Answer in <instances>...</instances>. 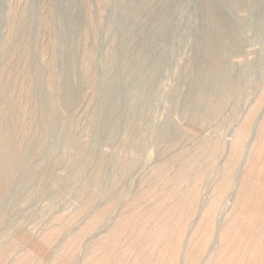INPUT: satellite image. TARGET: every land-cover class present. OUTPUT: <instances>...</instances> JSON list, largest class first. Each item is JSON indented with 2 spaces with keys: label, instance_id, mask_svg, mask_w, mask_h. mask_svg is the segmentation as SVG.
Instances as JSON below:
<instances>
[{
  "label": "rangeland",
  "instance_id": "obj_1",
  "mask_svg": "<svg viewBox=\"0 0 264 264\" xmlns=\"http://www.w3.org/2000/svg\"><path fill=\"white\" fill-rule=\"evenodd\" d=\"M262 138L264 0H0V264H264Z\"/></svg>",
  "mask_w": 264,
  "mask_h": 264
},
{
  "label": "bare ground",
  "instance_id": "obj_2",
  "mask_svg": "<svg viewBox=\"0 0 264 264\" xmlns=\"http://www.w3.org/2000/svg\"><path fill=\"white\" fill-rule=\"evenodd\" d=\"M256 2V1H255ZM216 4V3H215ZM252 5V4H251ZM211 6H213V4L211 5ZM215 6V5H214ZM219 6V5H218ZM216 7V6H215ZM218 8V7H217ZM253 8V7H252ZM221 9V8H220ZM242 9V8H241ZM218 11V10H217ZM219 18V17H218ZM225 18V17H224ZM229 22H230V20H229ZM231 23V22H230ZM241 40V39H240ZM156 102V101H155ZM249 121V120H248ZM18 125V124H17ZM249 125V124H248ZM262 139H264V138H262ZM261 146V145H260ZM258 154V153H257ZM14 167H11L10 168V171L9 172H7V174H6V176H7V178L8 177H10V175L13 173V169ZM4 170V169H3ZM249 172V171H248ZM253 178H254V175H253ZM8 184V181H7V179H5L4 178V180H1L0 181V193H2L3 191H6V188H7V185ZM258 190V189H257ZM260 192V191H259ZM248 198H249V196H248Z\"/></svg>",
  "mask_w": 264,
  "mask_h": 264
}]
</instances>
